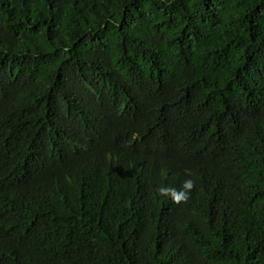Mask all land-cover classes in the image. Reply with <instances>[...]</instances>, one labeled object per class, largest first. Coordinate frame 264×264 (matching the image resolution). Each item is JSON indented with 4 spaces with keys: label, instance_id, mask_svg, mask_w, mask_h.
<instances>
[{
    "label": "trees",
    "instance_id": "obj_1",
    "mask_svg": "<svg viewBox=\"0 0 264 264\" xmlns=\"http://www.w3.org/2000/svg\"><path fill=\"white\" fill-rule=\"evenodd\" d=\"M0 264H264V0H0Z\"/></svg>",
    "mask_w": 264,
    "mask_h": 264
},
{
    "label": "clouds",
    "instance_id": "obj_2",
    "mask_svg": "<svg viewBox=\"0 0 264 264\" xmlns=\"http://www.w3.org/2000/svg\"><path fill=\"white\" fill-rule=\"evenodd\" d=\"M182 187L190 188L191 187V180L184 181ZM158 191H161V190H158ZM185 198H186V195H185Z\"/></svg>",
    "mask_w": 264,
    "mask_h": 264
}]
</instances>
